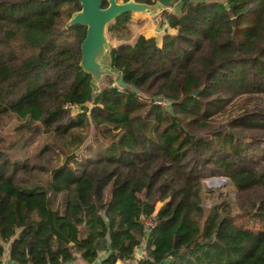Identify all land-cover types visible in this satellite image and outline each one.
Wrapping results in <instances>:
<instances>
[{"label":"trees","instance_id":"obj_1","mask_svg":"<svg viewBox=\"0 0 264 264\" xmlns=\"http://www.w3.org/2000/svg\"><path fill=\"white\" fill-rule=\"evenodd\" d=\"M177 2L164 35L135 36L134 13L108 25L96 87L87 27L67 28L78 0H0V117L45 141L28 159L0 149V264L8 247L9 264H264V0ZM88 128L97 146L71 162ZM217 177L236 196L206 212Z\"/></svg>","mask_w":264,"mask_h":264},{"label":"rangeland","instance_id":"obj_2","mask_svg":"<svg viewBox=\"0 0 264 264\" xmlns=\"http://www.w3.org/2000/svg\"><path fill=\"white\" fill-rule=\"evenodd\" d=\"M120 4L126 2V0H118ZM171 9V8H169ZM153 15V14H150ZM143 26L136 27V30L133 29L135 36L136 34L140 35L142 31L148 38L154 36H161L165 34V29L169 28L168 25H165L164 28H159L157 24H155L153 18L145 23H142ZM143 29V30H142ZM131 30L126 29L123 34H127L128 36L131 35ZM128 31V33H127ZM127 37V36H126ZM117 36L114 35L113 39L116 40ZM110 41V40H109ZM111 43V42H110ZM106 77V76H105ZM103 81V80H102ZM102 81L100 82L102 84ZM100 83L96 87H100ZM20 125L19 121L16 118L12 117H0V149L6 151L9 157L13 159H28L41 150L43 143H45L44 139L35 138L32 135L26 133L25 131H19L17 127ZM83 135H87V141H85L84 146L75 154L72 152L70 154V158L73 157L74 159L71 162H74L75 158L77 160H83L86 157H89L92 153L88 151L87 147H96L94 142V129H86L82 130L81 132ZM57 155L52 154L48 155L47 158L40 159V165L46 166L47 168L53 169L58 168L66 163L67 160L70 158L65 155L62 151L56 152ZM38 156V155H37ZM33 159H36L38 157ZM45 178V177H43ZM223 179L226 183H219L217 186H209L207 187L205 184L207 181L211 179ZM203 206L208 212L215 206L223 205L226 198L234 199L236 196V190L233 185L230 183V180L227 177H217V178H207L203 181ZM222 185V186H221ZM161 205H158L157 208H160ZM240 224L248 223L245 220H240ZM251 227H256L257 229L260 228V225H250ZM141 253V252H139ZM138 253V256L140 254ZM106 257V254H102L98 262L102 261L103 258ZM3 264H9V247L7 248L6 255L3 261ZM73 264H85L84 262L78 260Z\"/></svg>","mask_w":264,"mask_h":264},{"label":"water","instance_id":"obj_3","mask_svg":"<svg viewBox=\"0 0 264 264\" xmlns=\"http://www.w3.org/2000/svg\"><path fill=\"white\" fill-rule=\"evenodd\" d=\"M78 2L81 3L82 10L72 17L67 28L78 25L87 27V36L82 44L81 67L92 76V83L97 86L105 76L111 73L109 67L111 43L107 37L108 25L126 14L157 13L169 9L177 0H158L155 5L138 3L135 0H129L123 4H120L118 0H107L106 8L103 6L104 0H78ZM226 7L229 9V4H226ZM118 86L131 89V86L124 82L123 77L119 78ZM133 92L139 93L137 89H133Z\"/></svg>","mask_w":264,"mask_h":264},{"label":"crops","instance_id":"obj_4","mask_svg":"<svg viewBox=\"0 0 264 264\" xmlns=\"http://www.w3.org/2000/svg\"><path fill=\"white\" fill-rule=\"evenodd\" d=\"M179 9H180V3L176 2L173 5V7H171V9H169V10L176 14L179 11ZM159 13H160V11L157 12V13H134L132 15V18H133L134 22L136 23V25L138 27H141V26H143L142 23H145V22H147L149 20H152V18H153V20L155 22V18H156V16ZM150 14H153V15H150ZM140 34L145 35V34L142 33V31L140 32ZM154 36H152V37H154Z\"/></svg>","mask_w":264,"mask_h":264},{"label":"bare ground","instance_id":"obj_5","mask_svg":"<svg viewBox=\"0 0 264 264\" xmlns=\"http://www.w3.org/2000/svg\"><path fill=\"white\" fill-rule=\"evenodd\" d=\"M219 183H223V185L226 183L225 180H218V179H214V180H211V181H207V183L205 184L207 187L209 186H217L219 185ZM222 186V185H221Z\"/></svg>","mask_w":264,"mask_h":264},{"label":"built area","instance_id":"obj_6","mask_svg":"<svg viewBox=\"0 0 264 264\" xmlns=\"http://www.w3.org/2000/svg\"><path fill=\"white\" fill-rule=\"evenodd\" d=\"M157 104H158L159 106L163 107V108H167V107H168V103H167L166 101H164V100H159V101L157 102Z\"/></svg>","mask_w":264,"mask_h":264}]
</instances>
